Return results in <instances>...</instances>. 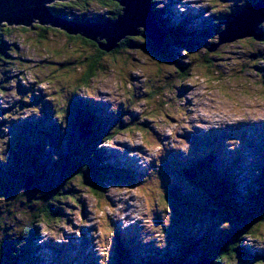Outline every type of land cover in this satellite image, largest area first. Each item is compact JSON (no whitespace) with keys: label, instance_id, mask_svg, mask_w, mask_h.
Here are the masks:
<instances>
[{"label":"rangeland","instance_id":"obj_1","mask_svg":"<svg viewBox=\"0 0 264 264\" xmlns=\"http://www.w3.org/2000/svg\"><path fill=\"white\" fill-rule=\"evenodd\" d=\"M77 1L73 11L56 7L93 22L113 7ZM159 1L185 45L167 34L163 60L149 39L131 37L134 47L102 55L86 83L80 65L101 50L94 41L38 21L0 31L9 46L0 54V254L15 242L29 246L22 264H194L219 255L224 238L238 250L225 264H264V11L257 37L208 49L264 0ZM92 112L97 123L82 130ZM205 162L233 179L235 202L205 173H183ZM34 208L42 213L30 219Z\"/></svg>","mask_w":264,"mask_h":264},{"label":"water","instance_id":"obj_2","mask_svg":"<svg viewBox=\"0 0 264 264\" xmlns=\"http://www.w3.org/2000/svg\"><path fill=\"white\" fill-rule=\"evenodd\" d=\"M55 1L65 0H0V27L2 25L31 27L35 21H38L36 24L41 26L57 28L70 36L79 35L92 40L107 53L115 50L126 37H145L154 46H160L165 41L167 33L159 25L156 12L153 10V0H117L122 12L115 20L86 24L57 16L48 7ZM263 11L264 2H258L233 17L218 34L219 43L209 50H215L222 43L257 37L255 35L258 25L262 22L264 15L261 18L260 16ZM254 26H256L255 32L252 31ZM100 40H105L106 43H101ZM85 126L90 127L91 123L79 125L82 130ZM82 136L85 137L84 134ZM29 182L32 185L34 180L29 178ZM194 264L215 263L213 259L205 258Z\"/></svg>","mask_w":264,"mask_h":264},{"label":"trees","instance_id":"obj_3","mask_svg":"<svg viewBox=\"0 0 264 264\" xmlns=\"http://www.w3.org/2000/svg\"><path fill=\"white\" fill-rule=\"evenodd\" d=\"M82 2H84V3H88L89 2V0H81ZM91 1V0H90ZM104 7H108V5L110 4V5H112L113 7H112V10H111V12L109 13L110 15L109 16H106V19H104V20H106V21H112V20H115L120 14H121V12H122V9H121V7H120V5H119V3L117 2V0H98ZM157 1V0H156ZM156 1H154L153 3H158V2H160L159 0L156 2ZM256 3H258V2H256ZM252 4H255V3H252ZM252 4H249V6L250 5H252ZM56 5H61V7H64V8H66L67 10L68 9H71V11H73L72 10V8H75L77 5H78V1L77 0H74V1H70V2H68V3H58V4H55V7L54 6H52L51 7V9L54 11V13L56 14V15H59V16H62V17H64V18H66V19H68V20H70V21H73V22H79V23H83V24H86V23H92L93 22V20L92 19H75V18H69L68 17V14L67 13H69L68 11H66V9H60V8H57L56 7ZM248 6V7H249ZM153 10L156 12V15H157V19H158V21H159V25H160V27L169 35V39H170V34H173L176 38H178V39H176V40H170V41H172V44L173 43H177L179 46H182V45H185V41H186V39L185 38H182V35L180 34V29H181V24H178V25H176V26H172V25H170L169 24V22L163 17H159V12H162L163 13V10H159L157 7H153ZM6 28V30H7V32H8V34L9 33H11L12 32V27H9V26H7V25H2V28H0V31H2L3 30V28ZM41 29H43V31H46V27H41ZM144 33V32H143ZM181 37V38H180ZM70 38L71 39H78V38H83L84 39V41H86V39L87 38H84V37H82V36H79V35H77V36H70ZM260 38H262V37H260ZM188 39H193L192 37H189ZM87 41H89V42H91V40H89V39H87ZM133 41V38H131V37H128L127 39H125V40H123V41H121L120 43H119V45H118V47L116 48V50H113V51H111V52H117L119 49H122V48H130V47H134L133 45H132V42ZM92 43V42H91ZM172 44H170V42L169 41H166V42H164L161 46H154L153 44H152V46H153V48H154V50H156V51H158V52H162V54H160L162 57H163V60H166V52H164L163 50V48H164V46H167L168 45V47H172ZM93 46L95 47V48H100L99 47V45L95 42L94 44H93ZM5 48H9V46H8V44L4 41V40H0V54L2 53L3 54V50L5 49ZM209 49V48H208ZM105 53H106V51H103V50H97V52H96V54L95 55H93V56H88L87 58H86V61H85V66L84 65H80V66H83L84 68H85V70H84V73H83V75H82V81L83 82H88V81H90L91 79H93V78H95L96 76H97V74L99 73V71H100V68H101V60H102V55H105ZM255 57H257V55H255ZM254 58V57H253ZM0 59L2 60V58H1V56H0ZM180 66H179V71H181L182 73V77H187L188 75H189V70L186 68V70H185V67H184V65L183 64H179ZM1 88H3L2 86H0V90H2ZM154 92H152L151 94H149V96L151 97V96H153V99H159L160 98V96H159V94H156V92L153 94ZM87 111V110H86ZM85 113H87V112H85ZM95 112H92L91 114H92V119H91V121H90V123L91 122H95L97 119H96V114H94ZM96 123H97V121H96ZM92 125V124H91ZM96 127V126H95ZM93 128V129H96V128ZM98 129V128H97ZM92 131V130H91ZM96 134V133H95ZM102 134V133H101ZM43 142V141H42ZM37 146L38 147H41V144L37 141ZM61 158H63L64 159V157L63 156H61ZM60 158V159H61ZM57 158L55 159V161H54V163H56L57 162ZM206 160H209V161H211L212 159L210 158V156L206 159ZM53 163V164H54ZM109 164H112V163H110L109 162ZM112 166V165H111ZM110 165H109V167H110V169L112 168ZM188 169V171H187V169ZM185 169H184V172L183 173H185V174H187V176L188 177H191V179L194 181V180H196V177H198V175L200 174L201 175V173L202 174H204L205 173V176H206V178L207 179H212L211 181H212V183H213V186H217L216 188H218L219 190H221L222 192H224L226 195L228 194L229 195V197H230V200L232 201V202H235V200H233L231 197L233 196V194H232V192H233V188H234V186L232 185V181H233V179L232 178H229L230 180H228L227 181V178H225L224 180H222L221 178H218L217 179V177L215 176V172L210 168V169H207V166H206V162L205 163H203L202 165H199V164H195V165H190V166H188V167H186ZM104 169V168H103ZM41 171H44V169L41 167V169H40ZM75 169H73V171H74ZM105 170V169H104ZM201 172V173H200ZM34 173H35V177H36V180H37V183H39V180H41V178H39V172L38 171H36V170H34ZM37 174V175H36ZM52 174V172H45V176L44 177H48L49 175H51ZM260 174V173H259ZM104 176V175H103ZM115 177L116 176H114V177H110V179H115ZM263 178V175H261L260 176V178H258V179H260V180H263L262 178ZM34 178V177H33ZM105 178V177H104ZM35 179V178H34ZM68 180V179H67ZM226 185H229V187L231 188V189H229V188H227V186ZM60 192H62L60 189H58ZM60 192H58L56 189H54V191H53V194H54V198H55V200H57V199H60ZM70 193V192H69ZM73 194V193H72ZM96 195L98 196V197H100L101 195H98L97 194V192H96ZM235 197V196H234ZM225 202H223V203H221V205H222V207H223V204H224ZM240 206H242L241 204H239ZM236 208V207H235ZM35 210L34 211H30V210H32V209H29V211H28V214L30 215V219L32 218V214L33 213H36V212H38V213H42V212H39V208H34ZM240 209H243L242 211L244 212V214L246 213V211H244V208H240ZM239 209V210H240ZM263 216V218H264V214L262 215ZM262 218V220H264ZM24 224V228H26L27 227V225L28 224H25V223H23ZM4 224H3V222L0 224V227H2ZM4 227H6L5 225H4ZM26 239L28 240V239H31V235H32V229H30L29 231H28V229L26 228ZM247 233V232H246ZM249 233V232H248ZM13 246V248H11V247H9V248H7V249H4V245L2 244V249H1V254H0V258L2 259L3 258V260L2 261H0V264H22L24 261L26 262V259L24 258H22L23 256H22V254L20 253L21 251H26V252H28V249L29 248H27V247H29L28 245H25L26 246V248L25 247H18V246H16L15 245V242H10V246ZM218 247H222L221 249H220V253H219V255H217V253H215V256H213L212 254H211V256L209 255L208 257L209 258H214L213 259V261H214V263L215 264H225L226 263V261H225V259H227V258H230V260H231V256H232V254L233 253H236V252H238V250H237V246H236V243H232V242H230V241H226V239H224V238H222L221 240H220V242H218ZM15 249V251H13ZM16 249L18 250V251H16ZM13 252V253H12ZM121 256H122V254H121ZM0 259V260H1ZM230 260H229V262H230ZM164 264H178V263H174L172 260H170V259H168L167 260V262H165Z\"/></svg>","mask_w":264,"mask_h":264},{"label":"bare ground","instance_id":"obj_4","mask_svg":"<svg viewBox=\"0 0 264 264\" xmlns=\"http://www.w3.org/2000/svg\"><path fill=\"white\" fill-rule=\"evenodd\" d=\"M55 2L64 3V2H62V1H55ZM55 2H53V3H51V4H54ZM51 4L48 5L49 8H51ZM51 10H52V9H51ZM126 38H127V37H126ZM126 38H124L123 40H125ZM123 40H122V41H123ZM115 233H116V232H115ZM248 252H249V251H248ZM85 258H86V257H85Z\"/></svg>","mask_w":264,"mask_h":264},{"label":"flooded vegetation","instance_id":"obj_5","mask_svg":"<svg viewBox=\"0 0 264 264\" xmlns=\"http://www.w3.org/2000/svg\"><path fill=\"white\" fill-rule=\"evenodd\" d=\"M252 3H256V2H255V1H252V2H250L249 4H252ZM248 6H249V5H248ZM236 14H237V13H236ZM236 14H235V15H236Z\"/></svg>","mask_w":264,"mask_h":264},{"label":"clouds","instance_id":"obj_6","mask_svg":"<svg viewBox=\"0 0 264 264\" xmlns=\"http://www.w3.org/2000/svg\"><path fill=\"white\" fill-rule=\"evenodd\" d=\"M153 7H154V5H153ZM106 21V20H105ZM105 21H103V22H105ZM176 26V25H175Z\"/></svg>","mask_w":264,"mask_h":264}]
</instances>
